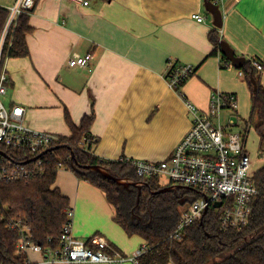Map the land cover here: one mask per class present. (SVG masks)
<instances>
[{
  "label": "crops",
  "instance_id": "0c3cea01",
  "mask_svg": "<svg viewBox=\"0 0 264 264\" xmlns=\"http://www.w3.org/2000/svg\"><path fill=\"white\" fill-rule=\"evenodd\" d=\"M13 1L0 0V7ZM219 9L220 28L204 0H92L88 5L35 0L27 14L29 53L5 62L9 81L4 102L25 108L29 128L63 136L71 135L66 116L79 125L92 107L89 133L96 141L90 150L95 157L107 162L161 161L191 127L184 100L205 111L213 91L232 92L237 108L225 110L226 122L221 113L220 121L225 125L235 118L236 126L245 124L238 130L245 133L247 148L250 89L243 75L222 67V53H213L210 33L227 42L236 56L264 66V0H223ZM194 12L204 21L193 19ZM87 53L88 67L68 65L72 56ZM169 61L195 67L178 88L181 95L167 83ZM258 72L264 85V69ZM255 142L258 150L257 134ZM53 188L68 199L76 238L100 234L124 255L144 243L137 235H126L113 220L114 209L104 193L70 167L58 169ZM31 256L40 260L37 254Z\"/></svg>",
  "mask_w": 264,
  "mask_h": 264
},
{
  "label": "built area",
  "instance_id": "2783aa9c",
  "mask_svg": "<svg viewBox=\"0 0 264 264\" xmlns=\"http://www.w3.org/2000/svg\"><path fill=\"white\" fill-rule=\"evenodd\" d=\"M73 1L82 5L89 4L88 0ZM211 1L218 6L223 2ZM34 4L35 0H14L7 5L6 19L0 31V182L27 181L42 173L47 161L46 155L51 152L48 149L59 141L58 134L26 126L24 107L15 103L6 105L4 102L9 81L5 64L7 51L19 17L28 14ZM191 17L198 22L205 19L197 12L192 13ZM90 60V53L74 55L68 60V65L86 68ZM168 63L167 83L181 95L178 88L195 72V67L174 61ZM252 63L257 71L264 69L260 62L254 60ZM221 65L243 75L228 60ZM184 103L191 116V127L168 158L161 161H120L132 166L139 180L147 182L155 178L159 182V177L165 175L168 185L192 188L195 199L180 209V218L171 237L178 238L186 227L201 220L210 208L214 209L215 220L221 231L230 227L241 228L248 222L257 189L251 180V160L245 144V133L234 129L236 124L231 118L225 125L220 121L222 110L237 108L236 95L232 92L213 91L205 111L199 110L188 100H184ZM95 141L94 137H90L82 140L79 145L88 152L89 143ZM58 165L60 168L62 163ZM217 201H221V205L214 207ZM65 213L66 220L55 247L34 242L24 220L11 218L7 221L8 230L18 236L16 253L26 256L23 264H138L139 258L151 248L144 242L133 253L124 255L100 234H93L87 240L78 239L72 232L73 210L68 206ZM32 254H37L40 260H31Z\"/></svg>",
  "mask_w": 264,
  "mask_h": 264
},
{
  "label": "trees",
  "instance_id": "16d2710c",
  "mask_svg": "<svg viewBox=\"0 0 264 264\" xmlns=\"http://www.w3.org/2000/svg\"><path fill=\"white\" fill-rule=\"evenodd\" d=\"M6 15L7 10L0 7V31ZM30 30L27 14L21 15L7 51L8 58L28 55L26 34ZM210 39L215 45L213 53L216 49L220 50V39L214 31L210 33ZM221 61H227L223 54ZM239 70L243 72L250 89L249 121L251 123L256 118L254 130L258 135V151L264 155V85L260 82L259 72L253 66L252 60L244 61ZM251 78L255 79L256 88ZM93 119L92 107L91 113L83 116L79 125L73 124L66 116L71 135H59V141L53 146L55 149L46 155L43 172L27 181L0 182V264H23L26 259L25 255L16 253L18 236L6 226L11 218L25 221L34 242L42 246H57L66 220L65 208L69 206L68 199L62 196L58 188L51 189L59 162L68 167L73 161L79 165L99 164L110 168L117 177L139 180L129 164L99 160L91 150L87 152L81 148L80 142L92 137L89 129ZM92 145L93 143H89L88 149ZM74 173L104 193L114 209L113 220L127 236L137 235L151 247L139 258L138 264H264V165L255 171L251 170V180L257 194L252 199V210L247 224L241 228L230 227L221 231L215 220L214 209L210 208L201 220L186 227L178 238L170 235L180 218L179 200L187 190L178 188L152 194L163 186L155 178L147 180L148 185L142 187L139 209L135 211L141 220H132L137 194L135 188L130 191L120 190L112 180L88 169ZM236 243L240 245L233 252L222 256L223 252Z\"/></svg>",
  "mask_w": 264,
  "mask_h": 264
},
{
  "label": "water",
  "instance_id": "95a60500",
  "mask_svg": "<svg viewBox=\"0 0 264 264\" xmlns=\"http://www.w3.org/2000/svg\"><path fill=\"white\" fill-rule=\"evenodd\" d=\"M204 8L207 12H209L212 15L213 24L218 28L222 27V12L219 9V6L212 3L211 0H204ZM219 47H220L221 53L235 68L239 69L243 65L245 61L244 57L236 56L234 50L228 45L227 42L221 40L219 42ZM251 82L254 88H256V81L254 78H251ZM53 149L55 148L54 147L49 148L48 151H52ZM70 168L74 172H80L84 169H88L92 173H98L101 176L109 180H112L115 183L116 187L120 190L126 189L127 191H130L131 189L135 188L137 191V194H136V199H135V206L132 209L131 218L132 220L134 219L141 220V217L136 215L135 211L139 209V201H140L142 187L144 186L146 187L148 185L146 181L135 180L134 178H131V177H117L113 174V171L110 168L103 166V165H99V164L79 165L78 163L73 161L70 164ZM178 188L192 190V188H189L187 186H182V185H166V186L161 187L157 191H153L152 194L163 193V192L170 191V190H176ZM194 199H195V196H183L179 200V204L183 206L186 203H190L194 201ZM220 205H221V201H217L214 203V207H219ZM205 212H206V209H205Z\"/></svg>",
  "mask_w": 264,
  "mask_h": 264
},
{
  "label": "rangeland",
  "instance_id": "374dc122",
  "mask_svg": "<svg viewBox=\"0 0 264 264\" xmlns=\"http://www.w3.org/2000/svg\"><path fill=\"white\" fill-rule=\"evenodd\" d=\"M222 121L226 122L227 118H226V111L222 110ZM233 119V118H232ZM234 120L236 121V119L234 118ZM256 123V118H254V120L249 124V126H251V128L249 129V132L247 133V148H248V153L251 157L252 160V170L258 166H260L261 164H264V155H262L258 150H257V146H256V142H255V138H256V133L253 131V127ZM245 127V124H239L238 126H235V129H243ZM64 167V165H63ZM137 180V179H135ZM140 181V180H139ZM159 184L161 186H166L168 185V178L165 175H161L159 177ZM186 204H184L185 206ZM180 208H182V206L180 205ZM135 240V239H133ZM133 243V242H132ZM240 244L236 243L233 246L229 247L225 252L222 253V256H226L227 254L233 252ZM140 246V245H139ZM135 247L133 251H131L129 254L133 253L135 250H137V248L139 247ZM32 257V256H31ZM31 260H34L33 257L31 258Z\"/></svg>",
  "mask_w": 264,
  "mask_h": 264
},
{
  "label": "flooded vegetation",
  "instance_id": "af4514ba",
  "mask_svg": "<svg viewBox=\"0 0 264 264\" xmlns=\"http://www.w3.org/2000/svg\"><path fill=\"white\" fill-rule=\"evenodd\" d=\"M182 190H185L186 191L187 189H182ZM184 196H193V193H192L191 190H187L186 193H184Z\"/></svg>",
  "mask_w": 264,
  "mask_h": 264
}]
</instances>
